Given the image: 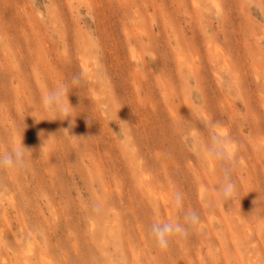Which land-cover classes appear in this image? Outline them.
<instances>
[{
	"label": "rangeland",
	"instance_id": "rangeland-1",
	"mask_svg": "<svg viewBox=\"0 0 264 264\" xmlns=\"http://www.w3.org/2000/svg\"><path fill=\"white\" fill-rule=\"evenodd\" d=\"M21 138L0 264H264V0H0V153ZM189 210L188 238L155 248L149 225Z\"/></svg>",
	"mask_w": 264,
	"mask_h": 264
},
{
	"label": "clouds",
	"instance_id": "clouds-1",
	"mask_svg": "<svg viewBox=\"0 0 264 264\" xmlns=\"http://www.w3.org/2000/svg\"><path fill=\"white\" fill-rule=\"evenodd\" d=\"M77 79L73 77V82H76ZM69 90L67 85H61L47 94V110L54 117L58 118L62 114L65 118L70 115L69 109L72 107L67 99ZM28 152L30 151L22 145L21 138L10 150L0 153V168H9L17 172L22 171L26 164L25 154ZM205 153L208 160L218 165L221 173V180L216 187L219 198L225 201L231 200L236 195V184L231 178V161L224 149V139L215 134L211 135L206 145ZM172 200L178 209L183 208L184 194L181 191H175ZM199 222L200 215L197 211H184L182 218L151 223L148 227V235L155 248L160 251H166L174 237L179 239L188 238L193 227Z\"/></svg>",
	"mask_w": 264,
	"mask_h": 264
}]
</instances>
